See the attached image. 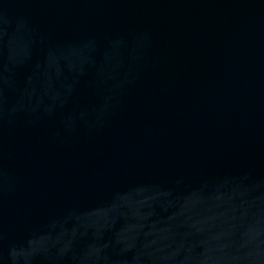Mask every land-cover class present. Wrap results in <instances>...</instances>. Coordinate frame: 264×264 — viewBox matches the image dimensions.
<instances>
[{
    "label": "water",
    "instance_id": "obj_1",
    "mask_svg": "<svg viewBox=\"0 0 264 264\" xmlns=\"http://www.w3.org/2000/svg\"><path fill=\"white\" fill-rule=\"evenodd\" d=\"M0 264H264V0H0Z\"/></svg>",
    "mask_w": 264,
    "mask_h": 264
}]
</instances>
